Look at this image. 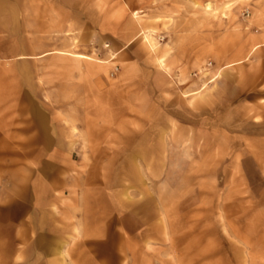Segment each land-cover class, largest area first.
I'll use <instances>...</instances> for the list:
<instances>
[{
  "label": "rangeland",
  "instance_id": "rangeland-1",
  "mask_svg": "<svg viewBox=\"0 0 264 264\" xmlns=\"http://www.w3.org/2000/svg\"><path fill=\"white\" fill-rule=\"evenodd\" d=\"M118 2L131 12V36L139 22L154 30L151 38L173 55L172 69L165 75L142 57L139 64L158 69L119 81L123 98L108 99L112 112L77 129L79 169L69 185L97 188L76 193L95 208L83 209L79 234L74 215L63 221L68 235L60 254L30 251L24 258L29 264H264V102L256 101L264 96L254 94L253 127L251 114L238 111L248 98L225 71L218 79L225 63L246 54L255 29L264 31V0ZM143 38L135 43L138 54L147 45ZM256 58L254 72H264L262 50ZM97 59H105L102 52ZM198 91L218 104L193 127L167 100ZM173 115L178 123L170 122ZM8 233L0 229V264L10 258Z\"/></svg>",
  "mask_w": 264,
  "mask_h": 264
},
{
  "label": "crops",
  "instance_id": "crops-1",
  "mask_svg": "<svg viewBox=\"0 0 264 264\" xmlns=\"http://www.w3.org/2000/svg\"><path fill=\"white\" fill-rule=\"evenodd\" d=\"M51 2L0 0V229L9 231L4 239L10 250L4 264L17 263L30 251L32 256L36 251L43 256L60 254L68 235L63 221L69 216L74 215L79 234L83 209L95 208V201L88 204L86 196L76 193L97 188L77 190L69 185L79 169L73 157L77 129L91 127L99 112H112L108 99L123 98L117 92L119 81L143 79L158 69L152 63L139 64L142 57L157 63L165 75L172 69L173 55L151 38L154 30L139 22V31L131 36V12L125 3L122 7L116 0ZM259 28L246 54L230 59L218 73V79L223 71L229 74L248 98L246 108L238 111L251 114L253 127L254 94L264 96V72H254V63L259 62L255 53H264V31ZM140 36L147 42L142 54L135 48ZM99 52L105 59H97ZM261 62L264 67V59ZM202 91L181 97L175 93L167 100L193 127L218 104ZM169 119L179 121L177 115ZM250 141L254 154V136ZM25 258L21 263L29 264Z\"/></svg>",
  "mask_w": 264,
  "mask_h": 264
}]
</instances>
